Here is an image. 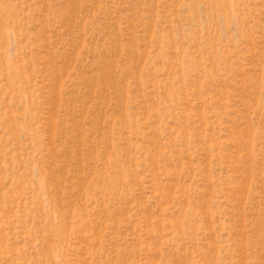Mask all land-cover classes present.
Wrapping results in <instances>:
<instances>
[{"label":"rangeland","instance_id":"obj_1","mask_svg":"<svg viewBox=\"0 0 264 264\" xmlns=\"http://www.w3.org/2000/svg\"><path fill=\"white\" fill-rule=\"evenodd\" d=\"M0 264H264V0H0Z\"/></svg>","mask_w":264,"mask_h":264}]
</instances>
